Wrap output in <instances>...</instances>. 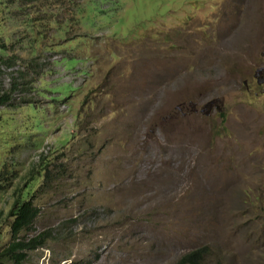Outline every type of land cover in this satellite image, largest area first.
<instances>
[{
  "label": "rangeland",
  "instance_id": "1",
  "mask_svg": "<svg viewBox=\"0 0 264 264\" xmlns=\"http://www.w3.org/2000/svg\"><path fill=\"white\" fill-rule=\"evenodd\" d=\"M48 5L0 0V228L30 183L51 232L20 264H264V0Z\"/></svg>",
  "mask_w": 264,
  "mask_h": 264
},
{
  "label": "trees",
  "instance_id": "2",
  "mask_svg": "<svg viewBox=\"0 0 264 264\" xmlns=\"http://www.w3.org/2000/svg\"><path fill=\"white\" fill-rule=\"evenodd\" d=\"M52 1L53 0H5V3H18L21 5H34L40 3L42 7H49L48 3ZM43 13H46V11H43ZM0 49H4V47L1 45ZM4 61L2 55H0V66ZM13 91V85L4 90L0 82V106H13ZM4 167L5 165L2 166L0 175ZM35 190L32 189V184H26L24 191L20 190L16 198H13L10 204L8 219L4 223L3 228H0V236L8 237L6 243L2 246L0 245V264H4L6 260L12 261L15 264H20L27 258L28 252L44 246L46 241L51 238L50 230H43L31 237H26L23 234L25 231L31 229V226L39 214V208L33 203V193ZM204 254V248L195 249L184 253L172 264H200Z\"/></svg>",
  "mask_w": 264,
  "mask_h": 264
},
{
  "label": "flooded vegetation",
  "instance_id": "3",
  "mask_svg": "<svg viewBox=\"0 0 264 264\" xmlns=\"http://www.w3.org/2000/svg\"><path fill=\"white\" fill-rule=\"evenodd\" d=\"M264 54V52L262 53ZM254 78L256 79L257 83L259 85L264 84V62H262L256 69V73L254 74ZM255 81V82H256ZM212 103V101L206 103V106H209Z\"/></svg>",
  "mask_w": 264,
  "mask_h": 264
}]
</instances>
